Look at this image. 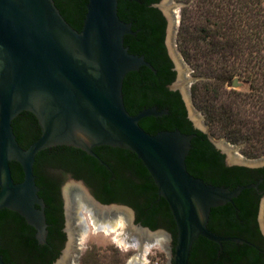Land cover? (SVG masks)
<instances>
[{
	"label": "water",
	"instance_id": "95a60500",
	"mask_svg": "<svg viewBox=\"0 0 264 264\" xmlns=\"http://www.w3.org/2000/svg\"><path fill=\"white\" fill-rule=\"evenodd\" d=\"M119 1L124 0H86L82 27L76 31L53 0H0V211L20 215L35 230L38 245L46 244L45 203L38 196L34 175L37 154L66 146L96 157L94 147L119 148L137 157L152 178L158 199L169 207L176 237L175 244L166 247L168 264H189L192 247L200 237L220 248L223 242L242 243L217 236L207 223L212 209L230 203L253 186L229 189L190 175L186 158L194 136L179 131L151 135L140 127L141 120L162 117L166 111L144 108L135 115L127 112L124 78L143 66L152 67L124 46V37L135 33L130 23L119 19ZM169 1L163 0L159 8L167 16L168 41L173 43L181 4L168 6ZM188 110L192 118L189 104ZM23 112L32 114L40 129L39 137L26 149L17 142L12 127ZM209 141L220 149L211 137ZM232 161L246 167L264 165V157L247 160L239 156ZM11 163L21 168L20 182L13 180ZM88 196L98 207L127 212L134 230L163 233L173 241L164 229L135 224L129 207L101 205ZM0 264H6L1 254Z\"/></svg>",
	"mask_w": 264,
	"mask_h": 264
},
{
	"label": "trees",
	"instance_id": "16d2710c",
	"mask_svg": "<svg viewBox=\"0 0 264 264\" xmlns=\"http://www.w3.org/2000/svg\"><path fill=\"white\" fill-rule=\"evenodd\" d=\"M65 21L76 31H80L85 13L86 0H53ZM158 0H124L118 2V17L121 21L131 24L132 32L136 35L124 37V46L128 52L134 55H144L152 63L160 75L163 68L155 64L153 53L161 44L162 22L159 13L150 6ZM191 5L184 6L181 10L180 26L178 30V42L182 55L186 60L193 59L203 62L206 69H215L218 74L216 81L230 83L234 77H243L250 84L251 92L243 95L239 106L232 105V109L226 106L216 108L213 103L202 97L200 108L205 112L207 121L220 124L227 131L232 142L252 143L264 148V0H198L196 10H191ZM200 17L205 18L208 26L214 27L210 32L198 27ZM197 23V25H196ZM206 38L208 42H206ZM193 50L192 56L188 50ZM156 83L157 86L151 87ZM163 81H157L152 72L143 69L140 72H131L126 75L123 82V101L127 112L135 115L144 108H149L155 103L150 97V92L161 93L164 91ZM196 92V86L192 88ZM211 91V90H210ZM210 91H205L210 93ZM216 92L211 98H216ZM234 106V107H233ZM172 117L162 119L146 118L139 122L140 127L147 133L155 135L162 129H173L178 125L176 114L170 109ZM26 128L20 129L18 123ZM13 131L19 145L26 149L40 135L36 119L30 113H22L12 123ZM186 133L189 132L185 130ZM196 139L191 142V149L186 158V168L190 175L201 179L212 186L229 187L230 183L225 177L226 169L221 167L218 176L203 175L202 168L210 162L218 164L216 152L207 144L199 146ZM251 146V145H250ZM58 149L45 150L39 153L43 156L48 166H61L71 160L73 152L64 155ZM118 160L125 161L134 168L140 178V183L133 185V191L143 198L141 205H135L137 221L151 230L163 228L168 231L175 244L176 228L169 207L164 199H158L150 175L135 155L119 149L114 150ZM37 156V157H38ZM38 157V158H39ZM78 160L87 161L91 174L103 177L105 173L86 157H78ZM207 163V164H206ZM14 182L22 180L21 168L16 163L10 164ZM104 192H113L109 185L101 181ZM239 183L237 178H232V187ZM123 183L116 182L120 188ZM53 192L49 188L41 190L39 195L45 203V217L49 232L46 242L54 233L58 232V218L54 215L57 209L50 197ZM111 195V194H110ZM103 203L111 199H101ZM0 224L6 225V237L11 241L10 247L0 249L5 261L11 264L18 263V255H23L27 263L31 259H38L45 253L46 248L38 245L35 239V230L28 226L25 220L15 212L9 210L0 211ZM194 257H198L200 264H214L218 256L219 246L202 237L198 238L194 245ZM223 254L220 256L223 259ZM225 257V256H224ZM30 264V263H29Z\"/></svg>",
	"mask_w": 264,
	"mask_h": 264
},
{
	"label": "flooded vegetation",
	"instance_id": "af4514ba",
	"mask_svg": "<svg viewBox=\"0 0 264 264\" xmlns=\"http://www.w3.org/2000/svg\"><path fill=\"white\" fill-rule=\"evenodd\" d=\"M162 1L163 0H158L150 7L159 13V19L163 26L161 44L153 53L155 64L163 68V73L159 75L152 63H150L144 55L140 56L144 57V60L150 64L152 70L144 66L138 70V72H140L146 69L155 75L157 81L164 82L163 92H150V97L155 103L149 108H156L158 111L167 112L166 115L156 119L160 120L166 116L172 117L170 109H173L176 114V118H174L175 120L172 119V122H176L178 125L172 126L173 129H162L158 132L179 131L182 134L193 135L194 138L192 141L196 139L198 143H201L199 146L205 144L209 145L216 152L218 164L215 162H210V164L206 163L207 165L202 168L201 173L203 175L210 174L212 176H218L222 167L226 169L225 177L230 183L229 187L226 188L233 189L237 186H253L252 188L242 191L241 194L230 203L212 209L207 228L219 237L234 238L242 241V243H235L232 241L223 242L221 248L219 247L220 251L213 262L214 264H264V165L260 167L238 165L235 161H232V157L238 159L239 156H241L237 153L238 147H236L237 149H232V145L222 141L224 146L227 148L229 147L231 154L229 155L221 148L217 149L209 141L210 136L207 133V126L204 120L197 117L200 123L197 125L190 117L188 103H191V86L193 83H191V77L186 75L187 69L182 59L175 52L173 43L168 41V19L159 8ZM156 86V83L151 84V87L155 88ZM20 115L15 120H17ZM14 121L12 123H14ZM22 123L19 122L18 126L20 129H25L26 127ZM202 129H205L206 132H203ZM185 130L189 132L186 133ZM52 149H58V155H60L59 153H65L64 155H66L73 152V157L66 163L64 162L61 166L52 167L48 166L43 156H38L39 153L37 154L39 158L36 156L34 164L35 182L39 188V193L41 190L47 188L51 191L53 190V192L50 193V197L52 198L54 206L58 208L57 212H54V215L58 218V232L53 234L50 243L46 242V244L43 245L47 247L45 253L38 259H31V262H29L30 264H56L69 246L72 255L68 257L67 263L69 264L71 261V263L73 262L76 264L78 261V252L81 249V245L79 246V233H76L73 238L70 239L67 231V202H65L64 197V189L66 186H78L83 192L87 191L90 197L101 205L115 204L129 207L134 212V223L142 225L137 221L138 213L134 206L136 204L141 205L143 203V198L137 196L133 191V185L140 183V178L132 166L116 158L113 151L119 148L108 146L94 147L92 153L96 157L90 156L79 149L66 146H58L49 150ZM119 150L126 151L122 149ZM78 157H86L92 162L95 161V165L103 171L102 173H105L106 180L103 178L104 176H93L87 161H80ZM232 178H237L239 181V183L235 184L233 187ZM101 181L109 185L113 191L110 193L111 195L103 191L104 186ZM117 181L122 182L123 186L118 188L116 186ZM151 181L157 193L152 178ZM39 193L38 196L42 198ZM105 198H109L112 201L107 204L103 203L101 199ZM72 202L74 204L75 195L72 197ZM5 227L7 226L0 224V249L10 251L7 248L10 247L11 241L6 237L7 228ZM48 235L49 232L47 237ZM193 253H195V251L192 247L189 264H200L198 257H194ZM223 254H225V257L223 256L222 259L220 256ZM25 258L26 257L23 255H18V263L29 264ZM3 261L6 264H11L5 261L4 258Z\"/></svg>",
	"mask_w": 264,
	"mask_h": 264
},
{
	"label": "rangeland",
	"instance_id": "374dc122",
	"mask_svg": "<svg viewBox=\"0 0 264 264\" xmlns=\"http://www.w3.org/2000/svg\"><path fill=\"white\" fill-rule=\"evenodd\" d=\"M197 1L198 0H170V3H166L168 6L171 4H181V7L177 11L178 24L173 38V46L175 52L182 59L184 66L187 69L186 75L197 79V81H195L191 86V103H188L190 105V113L194 114L196 119L197 117H200L204 120V123L207 126V133L215 142L219 143L220 141H225L234 147H238L237 153L248 160L263 158V147L258 145L254 146L252 143L244 144L232 142L227 134V131L223 129L220 124L208 122L205 112H203L200 108V101L203 96H206V99L213 103L216 108H219V110L224 106L231 109L232 105H237L238 107L242 103L244 98L243 95L250 93L251 88L249 82H247L243 77L244 74L241 75V77H234L233 81L230 83H221L215 80L218 71L211 68L206 69L202 61L196 62L192 58L186 60L182 55V50L179 44L180 41L178 42L181 10L184 6L191 5V10H189V13H191L192 10H196ZM173 10L177 9L174 8ZM198 23V27L204 28L206 31H214V27L208 26L205 23L204 17H200ZM206 42H208L207 38ZM188 51L192 56L194 51L190 49ZM233 82L237 83L236 87H233ZM194 86H196L195 94L192 91ZM205 91H210V93H206ZM214 91L216 92L217 97L210 99ZM242 108L243 106H239V109ZM169 244L173 246V241L170 243L168 240V244L166 246L157 245L152 247L147 255L146 264H168L169 256L166 251V247ZM136 253L137 252L134 249H125L119 246L114 241V235L106 236L103 233L93 234L90 232L81 243V249L78 252V261L76 264H127L130 258Z\"/></svg>",
	"mask_w": 264,
	"mask_h": 264
},
{
	"label": "bare ground",
	"instance_id": "6f19581e",
	"mask_svg": "<svg viewBox=\"0 0 264 264\" xmlns=\"http://www.w3.org/2000/svg\"><path fill=\"white\" fill-rule=\"evenodd\" d=\"M191 116L194 122L199 125L200 123L195 116L192 114ZM217 145L229 155L231 154L229 147L224 146L222 142L217 143ZM73 195H75L74 204L72 202ZM64 196L67 202V231L69 238L72 239L76 233H79V246L90 232L93 234L103 233L106 236L114 235V241L119 246L125 249H134L137 252L127 264H146L147 255L152 247L157 245L166 246L168 244V238L163 233L148 234L134 230L129 225V214L127 212L118 208L98 207L85 191L83 192L78 186H66ZM71 255L69 246L59 264H68L67 260ZM72 263L71 261L69 262V264Z\"/></svg>",
	"mask_w": 264,
	"mask_h": 264
}]
</instances>
